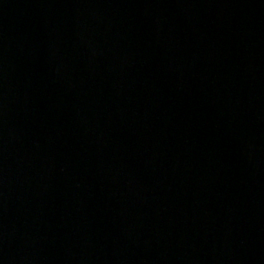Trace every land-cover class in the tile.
I'll return each mask as SVG.
<instances>
[{
  "label": "water",
  "instance_id": "obj_1",
  "mask_svg": "<svg viewBox=\"0 0 264 264\" xmlns=\"http://www.w3.org/2000/svg\"><path fill=\"white\" fill-rule=\"evenodd\" d=\"M0 264H264V0H0Z\"/></svg>",
  "mask_w": 264,
  "mask_h": 264
}]
</instances>
